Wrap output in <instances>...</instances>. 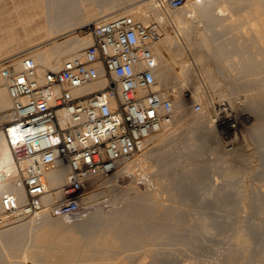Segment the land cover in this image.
Returning <instances> with one entry per match:
<instances>
[{
	"label": "rangeland",
	"instance_id": "obj_1",
	"mask_svg": "<svg viewBox=\"0 0 264 264\" xmlns=\"http://www.w3.org/2000/svg\"><path fill=\"white\" fill-rule=\"evenodd\" d=\"M137 1L117 0L104 7L98 0H88L89 3H93V11H95L90 16V10L84 14L82 10L81 18H79L84 20V24L88 21L94 22L97 19V13L100 16L123 5H128L130 8L139 3ZM221 1L223 0H219V3ZM227 1L228 6L231 7L229 9H231L232 16L230 12L227 13L230 16L220 15L218 7L213 10L212 14H209L210 16L202 15L201 12H194L190 15L191 6L188 7V4H185L187 0L184 7L178 9L167 7L165 9L170 12L172 17H175L178 12L180 15L182 11L181 16L185 17L184 23L191 20V23L188 22L186 26L183 22H177L176 17L173 18L179 26L170 21H161L164 26V34L160 39L162 42L160 40L157 42L162 47L169 65L164 67L165 74L169 73V76L165 79L166 75L162 72L160 86L167 87L172 92L174 100L177 101L174 120L165 126L164 131H155L154 140H149L144 149L138 151L140 155L145 151V155L148 156L143 168L146 174L119 172L115 177L101 175L97 177L98 183L95 187L88 185L85 188L84 195L91 194V198L88 199L90 202H87L89 207L84 206V211H89L91 215L88 214L89 217L81 221H71L75 223H68L69 221L65 223L71 224L69 226L74 228L78 235V237L75 236L72 239H66V241L69 240L70 247L72 244L75 247L74 243H79V245L76 244L79 254L77 256L75 254V258L72 256L71 259L70 257L68 259L65 252L69 248V243L67 241L68 245L65 246V239L47 242L48 244L44 242V244L39 239L40 237H37L43 229L42 225L36 222L35 225L28 221L27 226L25 224L20 230L22 234L6 231L5 228L9 224L26 221L31 215H26L24 218L2 217L4 212L0 206V263L264 264V43L260 42L253 30V27L260 21L261 12H264V0ZM134 2L137 3L133 4ZM10 8H12L10 2L0 7V41L10 40L8 39L9 32L15 29L23 36L15 40V42L21 43L4 46V52L12 47H15L17 53L22 50L26 51L24 49H28V47L33 50L39 48L38 44L47 40L46 33H44L47 30L43 34L41 30L37 34L34 33L33 41H28L32 36L25 37L24 28L20 23H16L17 19L13 17L14 13H11L12 16L9 15ZM151 8L149 7V12H152ZM182 8H185L186 12ZM99 10L101 14H99ZM151 16L155 19L154 13ZM235 19L237 23H234ZM176 28L178 30L175 31ZM213 28L218 33V40H225L230 46L233 41V45L236 44L234 46H238V50L240 47L239 51L243 49L244 52L243 50L241 52L246 55L251 50L250 56L256 60L254 61L255 66L259 65L260 69L241 75L237 70L241 64L236 66L238 61H235L240 55L236 54L231 56L229 54L228 57L216 60L215 54L206 49V45H209L208 43L211 41L208 33H211L210 30ZM89 30L82 25L76 32L84 36L88 35ZM215 30L212 31L215 32ZM168 32L175 34L172 42L167 40ZM38 34L46 37L41 36L42 41L40 42V38L39 41L37 38L35 39ZM62 38L64 37H60V39ZM90 39L92 41V35H90ZM37 41L38 43H36ZM205 43L206 48L203 47ZM202 47L208 52H205ZM84 48L80 50L83 51ZM160 55L158 56L161 61L162 56ZM65 59L66 57L62 61ZM185 63L188 66L184 72L181 70V73L183 72L187 77L184 74L181 76L179 71ZM202 76L203 79H201ZM185 78L186 80H183ZM187 82L190 84L189 86ZM196 83L202 85L201 94H198L200 92L197 93V89L194 88ZM205 87L209 91H205ZM255 87L261 88H257V90ZM196 93L200 97L203 93L205 96L203 94L204 98L201 97L200 100ZM175 101L174 104H176ZM180 101L181 103H178ZM195 102H201L202 107L195 109L193 107ZM206 103L212 119L207 118L208 115L199 113L205 118L204 123L193 121V115L196 116L203 110ZM180 108L186 110L187 116L190 115L189 121L185 120ZM223 109L228 110L233 117L237 116L239 117L237 119L241 120H232L230 123L232 126L237 121L240 122L238 125L241 130L238 127L236 134L239 141L236 138L231 143L229 139L234 136L227 135L224 132L225 128L219 124V111ZM220 139L222 140L220 141ZM49 213L51 217H56L52 212ZM102 217H108L106 222L100 220ZM97 223L98 225H96ZM111 228L113 230H110L109 233L115 231L113 232L115 235L118 231V236L116 234L118 239L115 236L112 237L114 239L109 240L113 234H108V236L104 234ZM36 234L38 235L36 236ZM97 235L99 236L97 237ZM96 238L98 241L101 240L98 242ZM243 238H248V243L243 241ZM29 239L30 241H28ZM74 239L77 242H74ZM81 240L85 242L82 244ZM94 241L96 242L94 243ZM105 242L107 243L105 244ZM29 246L32 248L29 249ZM101 247L102 250H100ZM16 248L18 249L16 250ZM59 248L64 249L59 250ZM88 248L89 251H87ZM18 250L21 254L15 255ZM27 253L29 254L28 260L23 255ZM64 253L66 256L63 255ZM14 258L16 259L13 260Z\"/></svg>",
	"mask_w": 264,
	"mask_h": 264
},
{
	"label": "built area",
	"instance_id": "obj_2",
	"mask_svg": "<svg viewBox=\"0 0 264 264\" xmlns=\"http://www.w3.org/2000/svg\"><path fill=\"white\" fill-rule=\"evenodd\" d=\"M186 0H159L176 8ZM92 41L83 54L66 58L57 68H42L30 54L0 60L12 105L0 111L3 131L17 163L25 195L6 192V218L48 209L78 217L92 174L115 171L141 150L143 140L174 120L172 92L160 86L155 45L163 23L123 13L84 25ZM104 81L102 88L84 86ZM195 109L201 102L193 104ZM67 167L60 196L47 198L48 173ZM140 170V169H139Z\"/></svg>",
	"mask_w": 264,
	"mask_h": 264
},
{
	"label": "bare ground",
	"instance_id": "obj_3",
	"mask_svg": "<svg viewBox=\"0 0 264 264\" xmlns=\"http://www.w3.org/2000/svg\"><path fill=\"white\" fill-rule=\"evenodd\" d=\"M99 2H102V5L105 6H108L111 2L113 3L114 1H117V0H98ZM159 0H138L137 2H134L133 4H136L134 5L133 7H130L128 8L129 6L128 5H123V6H120L119 8L116 9L115 7V10L109 12V13H104V14H101V11L99 12V14H101L100 16L96 15V18L95 19L96 21L94 22H99L101 20H104V19H108L110 17H114L116 15H120V14H123V13H134L137 17H140L142 18L143 20L145 21H149L150 19H153V17L151 16L153 13H154V16H155V19L159 20V21H170L172 22L173 24H176L177 22L179 23H182L186 25H188L187 23L190 22L188 21L187 23L183 21V19H185V17L183 18L181 16L182 14V11L179 15V12L177 13L174 18L177 20V22L175 23L174 21V18L171 16V14H169L170 12H168V10H165L166 8H160L157 6V3H158ZM11 3V6L12 8H10L9 11V15L12 13H14L13 17L16 20V23H20L23 28H24V35L26 38H29L30 36H32L34 33L37 34V32L39 33L40 30L43 34V32L45 30H47V32H44L46 33L45 35L47 36V40L42 42L41 44H38L39 48H37L36 50H33V49H30L31 47H28V49H24L26 51H21L19 53H17V50L15 49V47H12V48H9L7 51L4 52V46L6 45H13L14 44H18V43H21V42H15L16 39H20L23 34H20V32L15 29V30H12L11 32H9V38L10 40H7L5 42H1L0 41V60L1 58L3 59V57L6 58V56L8 57H13L15 59H17V61L19 62L20 61V57L25 55V54H30L32 55L36 60L37 62L40 64V66L42 68H57L59 67L61 64H62V60L66 57H69L70 55H74V54H83V51H81L80 49L84 48L85 46H87L90 42H91V39H90V35L91 33L88 32V35H84V36H81L79 35L76 31L77 29H79L82 25H85L87 23H83L82 19H80V15L82 13V10H83V14L84 12L88 11L90 12V16L94 13L93 9H94V5L93 3H89L88 0H0V7L3 6V5H6L8 3ZM111 3V4H112ZM110 4V5H111ZM185 4H188V7L189 5L191 6V9H189V11L191 10V12L189 13L190 15H192L191 13H194V12H201L202 15H209L210 13L212 14L213 10L218 7L219 8V13L220 15L222 16H225L227 13H229L231 11V8L230 5L228 6V1L227 0H223L219 3V0H187V3ZM185 4H182L181 6H178L176 7L177 9L179 7H184ZM81 5V6H80ZM114 7V6H113ZM149 7H152L151 9L152 12H149L148 9ZM128 8V9H127ZM175 8V9H176ZM187 8V7H186ZM111 9V8H110ZM163 9V10H161ZM185 9V8H184ZM182 8V10H184ZM186 9V10H188ZM90 10V11H89ZM109 10V9H108ZM107 10V11H108ZM93 11V12H92ZM164 11H166L164 13ZM176 11V10H175ZM185 11V10H184ZM3 12V11H1ZM106 12V10H105ZM186 12V11H185ZM12 14L10 16H12ZM86 14V13H85ZM185 14V13H184ZM200 14V13H199ZM231 14V12H230ZM235 14V13H234ZM259 14V13H257ZM256 14V15H257ZM93 15V16H95ZM173 15V14H172ZM186 15V14H185ZM188 15V13H187ZM189 15V16H190ZM194 15V14H193ZM228 15V14H227ZM233 14H231L232 16ZM210 16V15H209ZM230 16V15H228ZM80 17V18H79ZM195 17V16H194ZM192 18V17H191ZM258 18V17H256ZM194 19V18H193ZM234 19V18H233ZM199 20V18H198ZM236 21V19H235ZM85 22H86V19H85ZM194 22V21H193ZM234 22V20H233ZM15 23V22H14ZM88 23H91V21ZM191 23V22H190ZM209 23V22H208ZM234 23H237L234 22ZM231 24V23H230ZM233 24V23H232ZM243 24V23H242ZM245 24V23H244ZM178 25V23H177ZM181 25V24H180ZM224 25V24H223ZM226 25V23H225ZM239 25V24H238ZM179 26V25H178ZM209 26V25H208ZM228 26V24H227ZM226 26V27H227ZM230 26V25H229ZM189 27V26H188ZM210 27V26H209ZM209 27H206L207 29H209ZM236 27H238L236 25ZM253 27V26H252ZM180 28H182V26H180ZM212 28V26H211ZM233 28V27H231ZM235 28V27H234ZM43 29V30H42ZM184 29V28H183ZM251 29V28H250ZM178 30L177 28L175 29V31ZM212 30H215L214 28ZM211 31V33H208L210 34V39L211 41H209V45H206V43L204 44L203 47L207 48L208 51L210 53H214L215 54V57L216 60H220V58H223V57H228L231 56L232 54H236V55H240V57L238 59H236L235 61H238L236 63V66H239L241 64V67L238 68V72L241 74V75H245V74H249L251 71H254V70H259L260 69V66L257 65V67L255 66L256 64L254 63V60L253 58H251L252 56L251 55V50L250 52L248 51V55H246L245 53L243 54V52L239 51L240 50V47H239V50H238V46H234L236 44L233 45V41L232 42V45L230 46V44L224 40H218V33L214 31ZM231 30V29H229ZM234 30V29H233ZM253 30L254 32L257 34V36L259 37L260 39V42L261 43H264V12L262 11L261 12V17H260V21L258 22V24L256 26L253 27ZM183 31V30H182ZM181 31V32H182ZM209 31V30H208ZM228 31V30H227ZM225 31V33L227 32ZM180 32V31H179ZM231 32V31H230ZM217 33V34H216ZM228 33V32H227ZM34 34V35H35ZM90 34V35H89ZM207 34V35H208ZM40 36V34H38ZM38 35L35 36V39L37 38V40L39 41V38H40V42L42 41L41 40V36L39 37ZM45 35H43L42 37H46ZM175 34L171 33V32H168L167 34V40H169L168 42H172V38ZM252 35V34H251ZM245 36V35H244ZM250 36V35H249ZM33 37L31 39H29L28 41H33ZM60 37H64L62 39H60ZM165 38V37H164ZM208 38V39H209ZM250 38V37H249ZM34 39V40H35ZM166 39V38H165ZM229 39V37H228ZM45 40V39H44ZM230 40V39H229ZM38 41L36 43H38ZM162 42V40H160ZM159 41V42H160ZM207 41V40H206ZM259 41V40H258ZM205 42V41H204ZM211 42V43H210ZM241 42V41H240ZM245 42V41H244ZM165 43V41H164ZM236 43V41H235ZM238 43H239V40H238ZM35 44V43H34ZM161 44V43H160ZM206 45V46H205ZM243 45V44H242ZM264 45V44H263ZM169 46V44H168ZM187 46V45H186ZM247 46V45H246ZM200 47V45H199ZM202 47V49H203ZM204 48V49H205ZM189 49V48H188ZM203 49V50H204ZM205 49V52H208L206 51ZM80 50V51H79ZM155 50L157 52L158 55L162 56L161 57V61L159 59V63H160V67L161 69H159V73H158V78H159V81H160V77L163 75L162 72H164V67L166 65H168V60L167 58L164 56V52H163V49L160 45H158V43L155 45ZM247 50V48H246ZM263 51H264V47H263ZM260 53V51H258ZM250 53V54H249ZM258 53V54H259ZM262 53V52H261ZM264 53V52H263ZM208 54V53H207ZM253 55V53H252ZM64 57V58H63ZM159 58V56H158ZM232 58V57H230ZM236 58V57H235ZM228 59V58H227ZM232 60V59H231ZM233 63V62H232ZM182 65V64H181ZM169 66V65H168ZM183 67H181V69L179 70L180 73H181V70L184 72L186 69V63L182 65ZM191 69V67H190ZM181 73V76L184 74V73ZM199 73V72H198ZM165 74V72H164ZM169 73L165 74V79L166 77L168 78V75ZM177 75V74H176ZM185 75V74H184ZM200 75V74H198ZM171 76V75H170ZM186 76V75H185ZM187 77V76H186ZM201 77V76H200ZM184 78V77H183ZM189 79V78H188ZM193 79V78H192ZM196 79V78H195ZM203 79V76L202 78ZM200 79V81H201ZM183 80H186L183 79ZM198 82V81H197ZM203 82V81H202ZM201 82V83H202ZM184 83V82H183ZM193 83V82H192ZM201 83H196L195 84V89H197V93L198 94H201L202 90V85ZM206 83V82H204ZM161 84V83H159ZM105 85V82L104 81H101V82H97V83H93V84H89V85H86L83 87V89H89V90H94V89H98V88H102L103 86ZM187 85L189 86L190 84H188L187 82ZM192 85V84H191ZM204 85V84H203ZM206 86V85H205ZM204 87V86H203ZM256 89L257 88H261V87H255ZM206 89V87H205ZM263 89V88H262ZM208 89H206L205 91H207ZM258 90V89H257ZM196 91V90H195ZM204 91V92H205ZM209 91V90H208ZM262 91V90H261ZM260 91V92H261ZM196 93V96H199L197 95ZM204 94V93H203ZM203 94L201 97H203ZM210 94V93H209ZM258 94V93H257ZM256 94V95H257ZM261 94V93H260ZM263 95V94H261ZM205 96V94H204ZM201 97L199 96L198 98H200L201 100ZM215 97V96H214ZM259 97V96H258ZM264 97V96H263ZM197 98V97H196ZM204 98V97H203ZM174 100V99H173ZM199 100V99H198ZM175 101V100H174ZM213 101V100H212ZM210 101V102H212ZM176 104L175 106L177 105V101H175ZM206 102V101H205ZM178 103H181L178 102ZM213 103V102H212ZM12 105V99H11V96L9 94V91H8V87H7V84L5 83V81L0 77V111L2 110H5L7 108H9L10 106ZM179 105V104H178ZM182 106V104H180ZM214 106V105H213ZM183 107V106H182ZM177 108V107H176ZM184 108V107H183ZM180 108V111H182V113L184 114L185 116V120H188V117L187 116V112L186 110ZM219 124L225 128V133H227V135L231 136L233 135L234 137L232 138H228L229 141L234 142V140L236 138H238V136L236 135L238 132V127L240 124V122L238 123V120L237 116L233 117V115L226 109L222 110V111H219ZM199 113H202L203 115H208L209 119H212V116L210 111H209V108H208V105L207 103L205 104V108L203 110H201L200 112H198L195 115H193L194 118H192V120H196L197 122L201 123L205 120V118L203 116H201ZM234 113V112H233ZM205 116V117H206ZM192 117V116H191ZM203 117V118H202ZM211 117V118H210ZM260 117V116H259ZM263 117V115H262ZM242 119V118H241ZM207 120V119H206ZM232 120H238L236 123H234L232 126L230 125L231 121ZM189 121V120H188ZM191 121V120H190ZM211 121V120H209ZM241 121V120H240ZM204 123V122H203ZM169 124V123H167ZM165 124L164 126H162L158 131L161 132V131H164L166 128L165 126L167 125ZM254 124V123H253ZM255 126V125H254ZM257 128V127H256ZM239 130H241V128L239 127ZM243 131V130H242ZM241 131V132H242ZM154 133H151L149 134L142 142L143 146L141 148V150L144 149V147L147 145V142L149 140H152L154 138ZM244 133V132H243ZM220 134V133H219ZM223 134V133H222ZM221 134V135H222ZM240 135V134H239ZM156 136V135H155ZM219 136V135H218ZM242 136V135H241ZM245 136V135H244ZM225 138V137H224ZM228 139H227V142H228ZM154 140V139H153ZM222 139H220L221 141ZM245 140V139H244ZM237 141V140H236ZM238 141H239V138H238ZM230 143V144H231ZM140 153V152H139ZM138 152L131 158L127 159V160H124L122 162V164L120 165V167L118 169H116L115 171L113 172H110V173H105V174H92L90 177H89V185L91 187H95L96 184L98 183L97 182V177L98 176H101V175H109V177H115L116 174H118L119 172H134V173H139V174H146V172L144 171V164H146L145 162L148 160L147 159V154L145 155V151L142 152V156L139 154ZM137 155V156H136ZM152 167V166H151ZM153 168V167H152ZM140 169V170H139ZM139 170V171H138ZM232 172V170H230ZM121 174V173H120ZM67 181V167L66 166H58V167H55L53 168L49 173H48V178H47V182H48V186H49V192L47 193L46 197L47 198H53V199H56L60 196V193H61V188H62V185ZM6 192H10V193H13V194H17L20 198H23L24 195H25V190H24V186H23V183H22V179H21V170H20V165L17 163L15 157H14V153L11 149V146L10 144L8 143V140L6 139V136L4 134L3 131H0V203H1V198L3 196L4 193ZM91 198V194L89 195H84L82 197V206H86V207H89V203H87ZM90 202V201H89ZM92 204V202H91ZM1 206V205H0ZM2 210V209H1ZM50 211L48 209H42L41 211L37 212V213H34V214H29L31 215V217L26 220V221H23V222H19V223H15V224H9V226H7L6 231H9V232H15L16 234L17 233H21V229L23 228V226L26 224L27 226V222L31 221V223H34L36 225V223L38 224H41L42 225V231L40 233L39 236H37L38 234H36L37 237H40L39 239L44 243L46 242V244H48L47 242H52V241H57L58 239L59 240H64L65 241V246L67 244V241L69 243V240L66 241V239H72L74 238L75 236L78 237V235H76V231L74 228H71V224H68L70 223L71 221H81V220H84V219H87V217H89V211L86 212L83 210L82 214L76 218L74 217H63V216H58L56 215V217H51ZM89 214V215H88ZM2 217H5V215H2ZM26 217V216H25ZM20 218H24L23 217H20ZM17 219V218H16ZM108 217H102L100 218L101 221H105L107 220ZM99 220V221H100ZM65 221V222H64ZM69 221V222H68ZM110 221V220H109ZM36 222V223H35ZM66 222H68L67 224H65ZM75 222H71V223H75ZM106 222V221H105ZM104 223V222H103ZM102 223V224H103ZM32 224V225H34ZM108 224V223H107ZM34 225V226H35ZM40 225V226H41ZM67 225V226H66ZM98 225V223L96 224ZM101 225V224H100ZM112 225V224H111ZM109 226V224H108ZM31 227V226H30ZM29 227V228H30ZM36 227V226H35ZM107 227V226H106ZM105 227V228H106ZM119 227V226H118ZM117 227V228H118ZM110 228V227H108ZM116 228V226H115ZM33 229V228H32ZM35 229V228H34ZM33 229V230H34ZM4 230V229H3ZM104 230V229H103ZM110 230H113L112 228L109 229V230H106L104 234H110L112 235L113 232L115 231H112L111 233ZM115 230H119V229H115ZM102 231V230H101ZM3 232V231H2ZM24 232V231H23ZM34 232V231H33ZM94 232V231H93ZM118 232V231H117ZM117 232L115 233V235L111 236V238L109 240H112L114 238L112 237H115ZM96 233V232H95ZM1 234V233H0ZM5 234V233H4ZM6 234H8L6 232ZM22 234V233H21ZM101 234V233H100ZM103 234V233H102ZM119 234V233H118ZM117 234V236H118ZM121 234V233H120ZM24 235V234H23ZM34 235V234H33ZM109 235V236H110ZM6 236V235H5ZM26 236V235H25ZM99 235H97L98 237ZM101 236V235H100ZM103 236V235H102ZM116 236V239H118L119 237ZM11 237V236H10ZM15 237V236H14ZM17 237V236H16ZM15 237V238H16ZM27 237V236H26ZM25 237V238H26ZM35 237V236H34ZM60 237V238H59ZM90 237H93V236H90ZM121 237V235H120ZM246 237V236H245ZM21 238V237H20ZM29 238V237H27ZM80 238V237H79ZM88 238V237H87ZM100 238V237H99ZM105 238V237H104ZM22 239V238H21ZM32 239V238H31ZM35 239V238H34ZM37 239V238H36ZM77 239V238H76ZM90 239V238H89ZM87 239V240H89ZM97 239V238H96ZM106 239V238H105ZM10 240V239H9ZM12 240V239H11ZM14 240V238H13ZM12 240V241H13ZM23 240V239H22ZM26 240V239H24ZM38 240V239H37ZM75 240V239H74ZM72 240V241H74ZM93 240V239H92ZM101 240V239H100ZM99 240V241H100ZM108 240V238H107ZM105 240V241H107ZM30 241V239L28 240ZM98 241V239H97ZM98 241V242H99ZM243 241H248V238H243ZM14 242V241H13ZM17 242V241H16ZM34 242V240H33ZM62 242V241H60ZM59 242V243H60ZM71 242V240H70ZM74 242H77V240H75ZM79 242V241H78ZM85 242V241H83ZM82 240H81V243L83 244ZM88 242V241H87ZM96 241H94L95 243ZM103 242V241H102ZM114 243V241H112ZM12 243V242H11ZM15 243V242H14ZM23 243V242H22ZM39 243V242H38ZM37 243V244H38ZM54 243H57V242H54ZM64 243V242H63ZM61 243V245L63 244ZM72 243V242H71ZM104 243V242H103ZM102 243V244H103ZM107 242H105L106 244ZM109 243V241H108ZM111 243V242H110ZM117 243V242H115ZM248 243V242H247ZM246 243V244H247ZM36 244V246H37ZM42 244V243H41ZM45 244V243H44ZM75 244V247H73V244L72 246L70 247V243H69V248L66 250L65 253H67V257L69 259L72 258V256H74L75 258V254L76 256L79 254V252H77L76 250V246L79 245V243H74ZM77 244V245H76ZM101 244V242H100ZM9 245V244H8ZM7 245V246H8ZM15 245V244H14ZM23 245V244H22ZM35 245V244H34ZM57 245V244H56ZM64 245V244H63ZM68 245V244H67ZM90 245V244H89ZM111 245V244H110ZM116 245V244H115ZM118 245V244H117ZM28 246V245H27ZM31 246H33L31 244ZM29 246V249H31L32 247ZM44 246V245H43ZM47 246V245H46ZM51 246V245H50ZM54 246V245H52ZM81 246V245H80ZM93 246V244H92ZM98 246H101V245H98ZM112 246V245H111ZM18 247V246H17ZM24 247V246H23ZM39 247V246H38ZM83 247V246H82ZM81 247V248H82ZM36 248V247H34ZM52 248V247H51ZM77 248H80V247H77ZM99 248V247H97ZM106 248H108L106 246ZM10 249V248H9ZM18 248H16L17 250ZM56 249V248H54ZM58 249V248H57ZM64 249V248H62ZM59 248V250H62ZM83 249V248H82ZM91 249V247H90ZM103 248L101 247L100 250H102ZM21 250V249H20ZM81 250V249H79ZM86 250V249H85ZM84 250V252H85ZM108 250V249H107ZM10 251H12L10 249ZM32 251V250H31ZM35 251V250H34ZM89 251V248L88 250ZM23 252V251H22ZM28 252H30L28 250ZM37 252V251H36ZM34 252V253H36ZM41 252V251H40ZM81 251V253H84ZM105 252V250H104ZM103 252V253H104ZM8 253V252H7ZM11 253V252H10ZM17 253H19V250L18 252H16L15 255H17ZM32 253V252H30ZM63 253V251H62ZM65 253L63 254L64 256ZM101 253V251H100ZM107 253V252H106ZM21 254V252L19 253ZM18 254V255H19ZM98 254V253H97ZM14 255V253H13ZM24 255V258L28 260V253L27 254H23ZM40 255V254H39ZM81 255V254H80ZM105 255V254H104ZM100 256V255H99ZM14 257V256H13ZM12 257V258H13ZM16 257V256H15ZM18 257V256H17ZM23 257V256H22ZM66 257V258H67ZM103 257V256H102ZM101 257V258H102ZM11 258V259H12ZM16 258H14L13 260H15ZM20 259H21V256H20ZM19 259V260H20ZM23 260V259H22ZM4 261V260H3ZM2 263V262H1ZM0 263V264H1ZM5 263V262H4ZM36 263V262H35ZM34 263V264H35ZM77 263V262H75ZM74 263V264H75ZM3 264V263H2ZM72 264V263H71ZM77 264H81V263H77ZM96 264V263H95Z\"/></svg>",
	"mask_w": 264,
	"mask_h": 264
}]
</instances>
